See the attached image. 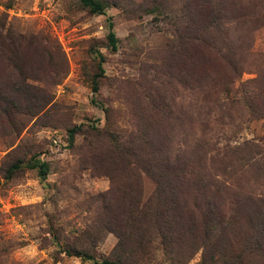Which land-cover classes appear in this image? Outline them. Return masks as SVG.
<instances>
[{"label":"rangeland","instance_id":"374dc122","mask_svg":"<svg viewBox=\"0 0 264 264\" xmlns=\"http://www.w3.org/2000/svg\"><path fill=\"white\" fill-rule=\"evenodd\" d=\"M97 1L0 0V264H264V0Z\"/></svg>","mask_w":264,"mask_h":264},{"label":"trees","instance_id":"16d2710c","mask_svg":"<svg viewBox=\"0 0 264 264\" xmlns=\"http://www.w3.org/2000/svg\"><path fill=\"white\" fill-rule=\"evenodd\" d=\"M82 2L86 5H90L94 12L103 11L105 8V5L103 3H101V1L96 2V0H82ZM109 38L111 40V44L115 46L116 41H117L115 33L114 32L110 33ZM96 90H97V88L95 87L94 91H96ZM42 175L46 176V172L42 171ZM159 185H160V191H161V189L163 191V189L165 190L166 188H170V189L174 188V187H171V184H169V183H164V184L160 183ZM176 190H177V188L173 189L174 192H176ZM158 194H160V193L158 192ZM160 210H161V208L158 205L154 209L147 208L146 211H144V210L142 211V210L135 208L133 206V207L129 208L127 216H128V219L130 221H134L135 223H137L139 232H141L143 234V236H145L147 239L149 238V236H151V233H154V230H157V232L161 231L162 237H163L165 235V229H164L165 226L162 227L163 229H160V227L158 228L156 225L157 223H159L158 213ZM126 226H127V223L125 226L122 227V229L120 230V233H119L120 241H119L118 247L121 249H123V245L124 246L128 245L127 238H130L128 233H127ZM139 232H137L138 237H139ZM147 232H149V235H146ZM171 234H174V232L171 231ZM139 242L144 243L142 241H139ZM164 245H165V248L167 250H171V249H173V246L175 245V243H174V240H171V242H169L167 239H164ZM125 254L123 256H125ZM139 254L140 253L137 251L130 253V255L134 256V257H137ZM79 255L82 256L83 258H87V259L92 257L89 254L79 253ZM123 256H122V259H123ZM101 264H125V262L113 261V260H104L101 262Z\"/></svg>","mask_w":264,"mask_h":264}]
</instances>
